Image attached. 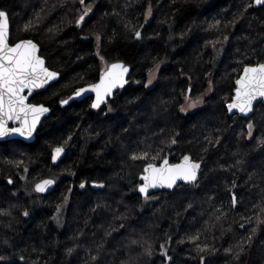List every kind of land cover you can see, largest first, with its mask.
I'll return each instance as SVG.
<instances>
[{
  "label": "trees",
  "instance_id": "obj_1",
  "mask_svg": "<svg viewBox=\"0 0 264 264\" xmlns=\"http://www.w3.org/2000/svg\"><path fill=\"white\" fill-rule=\"evenodd\" d=\"M252 1L0 0L10 42L34 40L59 74L30 99L50 108L35 139L0 141V264H264V103L249 118L226 110L242 68L264 63V6ZM115 61L127 83L98 109L90 97L59 104ZM56 146L66 154L53 165ZM185 154L202 162L195 182L137 192L143 165ZM44 177L55 187L35 192Z\"/></svg>",
  "mask_w": 264,
  "mask_h": 264
},
{
  "label": "snow or ice",
  "instance_id": "obj_2",
  "mask_svg": "<svg viewBox=\"0 0 264 264\" xmlns=\"http://www.w3.org/2000/svg\"><path fill=\"white\" fill-rule=\"evenodd\" d=\"M256 5H264V0H254ZM81 5L85 4V0H79ZM251 5H249L250 7ZM91 11V8H85L83 13L76 20L77 26H79ZM150 14V9H149ZM219 23V22H217ZM7 24L8 15L5 11L0 10V137L7 136L9 134H19L21 136L31 137L40 117L49 111L44 105H35L26 103L27 96L23 95L25 89L31 91L33 88L43 87L49 81L55 79L59 74L55 71L49 70L45 66V61L39 55H37L38 45L32 40H21L14 45H9L7 42ZM29 25H25L28 28ZM136 39L141 38V32L135 31ZM100 37L97 36L99 41ZM228 38L225 36L224 38ZM99 55V53H97ZM103 59V57H101ZM159 67V66H157ZM128 67L122 63L111 64L106 71L101 75L100 81L97 84L91 85L90 88H79L75 91L74 96L80 97L83 93L92 91L95 92L96 99L92 102L91 108L98 109L102 103L105 102V98L109 96L113 89L117 87H123L127 81L125 79L126 73H128ZM152 80L149 79L148 84H151ZM147 87V85H145ZM264 98V63H258L255 66L246 65L243 68L242 74L235 81V96L232 98V102L227 105L228 111L232 112L233 109H237L240 113L247 114L253 109V102L257 98ZM74 97L70 96L68 99H62L60 104L67 105ZM197 101H193L189 104V107H195ZM185 111V109H181ZM9 121L18 122L19 127H8ZM252 124L248 125V135H252ZM172 143H176L173 139ZM264 143V140L261 141ZM64 149L57 147L54 150L52 156L53 161L57 159V156L62 153ZM148 153L144 152L140 155L133 154L131 159H147ZM155 157H153L154 159ZM200 168L198 162L191 161L188 155L183 157V161L179 164H169L167 158L163 160L160 166L152 163H148L143 169L144 174L141 179L144 183L139 185V192L148 198V192L151 188L168 187L172 188L178 180L185 182H195L197 180V170ZM11 183V180H9ZM53 180H43L37 183L35 190L38 192H44L47 186L53 184ZM85 185H80L83 188ZM236 197L233 194L232 204H236ZM25 216L28 212L24 213ZM257 223H264V221L257 220ZM241 228L244 224L240 225ZM256 229H252V234H255ZM251 240V236L248 237ZM136 243V241H133ZM163 247V246H161ZM204 251V249H198ZM69 252L72 249L68 250ZM231 252V249H227ZM243 251V247H240V252ZM240 252H237V257ZM151 254L149 250V255ZM5 257L0 256V260H4ZM23 259V257H21Z\"/></svg>",
  "mask_w": 264,
  "mask_h": 264
},
{
  "label": "water",
  "instance_id": "obj_3",
  "mask_svg": "<svg viewBox=\"0 0 264 264\" xmlns=\"http://www.w3.org/2000/svg\"><path fill=\"white\" fill-rule=\"evenodd\" d=\"M252 4H253V6H254L255 8H258V7L264 6V5H256L255 2H254V0L252 1ZM90 13H91V11H90V12L88 13V15L85 17L84 21L89 17ZM84 21H83L82 23H84ZM82 23H81V24H82ZM81 24L79 25V27L81 26ZM76 25H77V24H76ZM6 34H7V42L9 43V45H14L15 43H17V42H19V41H21V40H32V39H29V38H24V39H20V40L14 42V43H11V42H10V23H9V19H8L7 33H6ZM32 41H33L34 43H36L34 40H32ZM36 44H37V43H36ZM37 45H38V44H37ZM37 55H39L41 58H43V57L40 55V47H39V45H38ZM43 59H44V58H43ZM44 61H45V66H46L49 70L54 71V70L50 69V68L46 65V60H45V59H44ZM113 63H122L124 66L128 67L129 71H128V73H126V75H125V79H126V81H127L128 76H129V72H130V68H129V66H128V65H125L124 62H122V61H115V62H112V63H110L109 65H107V66L104 67L103 71L101 72V74L99 75V77H98V79H97L96 81H94V82H92V83H89V84H86V85H82V86L78 87L77 89L82 88V87H83V88H90L91 85H94V84L99 83L101 75H102V74L106 71V69H107L111 64H113ZM245 66H246V65H245ZM245 66H244V67H245ZM252 66H255V65H252ZM244 67H243V68H244ZM243 68H242V70H241L239 76L242 74ZM55 72H56V71H55ZM58 76H59V75H58ZM58 76H57L55 79L49 81V82H48L47 84H45L43 87L33 88L31 91H29L28 89H25L24 92H23L22 94L25 95V96H27L26 103H29V104H35V105H44V104H42V103H33V102H30V101H29V100H30L29 98H30L31 95H33V94H35V93H37V92H39V91L45 89L50 83H52L53 81L57 80ZM239 76H238L236 79H238ZM235 81H236V80H235ZM120 88H121V87H117V88L113 89L112 93H111L109 96H107V97L105 98V102L107 101L108 98L112 97V96H113V95H114V94H115ZM77 89H76V90H77ZM76 90H75V91H76ZM75 91L70 95V96H73V97H74V98H73L72 100H70V101L81 100V99H83V98L90 97V98H91V104H92V102L96 99L95 92L88 91V92L83 93L80 97H75V96H74ZM233 92H234V93H233L232 98L235 96V88H234V91H233ZM70 96H69V97H70ZM69 97H67L66 99H68ZM232 98H231V100H230L229 102H227V104H226V110H227V113H228L229 115H235V114H236V115H238V116H240V117H242V118H249V117L251 116V114H252L253 109L255 108V106H256L258 103H260V102L264 103V98H259V97H258L257 100L253 102V109H252L251 112H248L247 114H244V113H240L237 109H233L232 112H229V111H228V108H227V105H228L229 103L232 102ZM59 104H60V103H59ZM60 105H61V104H60ZM44 106L47 107V108L49 109V111L46 112V113H44V114L40 117V120H39V122H38V124H37V126H36V128H35V130H34V132H33V134H32L31 137H28V136H21V135H19V134H9V135H7V136L0 137V141H7V140H11V139H17V140H21V141H23V142H31V141H33V140L35 139L36 130H37V128L39 127L41 121H42L43 118L46 117V116L49 114V112H50V108H49V106H47V105H44ZM8 127H10V128H11V127H19V123H18V122H15V123H14V122L9 121V123H8ZM57 147H62V146H56V147H54V148L52 149V151H51V163H52L53 165L57 164V163L60 161V159L63 157V155L65 154V152H66V151H65V148L62 147V148L64 149V151H63L62 153H60V154L57 156V159H56L55 161H53L52 156H53V154H54V150H55ZM185 155H188V156L191 158V161H193V162H198V163L200 164V168L197 170V179H198L199 172H200L201 167H202V162H201V161H197V160H193L192 157H191L189 154H185ZM185 155H183V156H182L177 162H173V163L169 161V156L167 155V156H165V157H164L159 163H152V164H155V165H157V166H160V165L163 163V160H164L165 158L168 159L170 165H171V164H179V163H181V162L183 161V157H184ZM147 164H148V163H146L145 165H143V167H142V169H141V172H140V174H139V176H138L139 183H138V185H137V192H138L141 196H144V197H145V195L139 192V185H140L141 183H144V181L141 179V176L144 174L143 169L147 166ZM48 179L53 180L54 183L51 184V185H49V186H47V188H46V190H45L44 192H38V191L35 190V186H36L37 183H40L41 181H43V180H48ZM180 183L188 184V183H190V182H185V181H183V180H178V181L176 182V184L173 185L172 188H174L176 185H178V184H180ZM55 185H56V180H55L53 177H44V178H42V179H39L38 181H36V182L33 184V189H34V191L37 192V193L47 194V193H49V192L55 187ZM89 185H90V187H92L93 189H98V188H102V187H103V184H102V183H98V182H90ZM172 188H168V187H166V186H165V187L151 188V189H149L148 195H150V194H152V193H155V192L164 191V190H168V191H169V190H171Z\"/></svg>",
  "mask_w": 264,
  "mask_h": 264
},
{
  "label": "rangeland",
  "instance_id": "obj_4",
  "mask_svg": "<svg viewBox=\"0 0 264 264\" xmlns=\"http://www.w3.org/2000/svg\"><path fill=\"white\" fill-rule=\"evenodd\" d=\"M148 17V14H147ZM159 66V67H157ZM162 64L161 63H157L156 65H154L147 73V85L149 87L153 86L156 82L157 79V75H158V71L160 70ZM149 79L152 80L151 84H148ZM208 95V91L206 90L204 93H202L199 96L193 97V98H185L183 104L180 107V111L181 109H185V111H181L183 113H188L191 111H194L198 108H200L201 106H203L204 104V99L205 97ZM193 101H197V103L195 104V107H189V104H191Z\"/></svg>",
  "mask_w": 264,
  "mask_h": 264
},
{
  "label": "flooded vegetation",
  "instance_id": "obj_5",
  "mask_svg": "<svg viewBox=\"0 0 264 264\" xmlns=\"http://www.w3.org/2000/svg\"><path fill=\"white\" fill-rule=\"evenodd\" d=\"M33 95H34V94H33ZM33 95H31L29 99H31V97H32ZM29 101H30V100H29ZM30 102H32V101H30ZM33 103H34V102H33ZM65 154H66V152H65ZM65 154H64V155H65ZM64 155H63V157H64ZM55 180H56V179H55ZM56 182H57V181H56Z\"/></svg>",
  "mask_w": 264,
  "mask_h": 264
},
{
  "label": "bare ground",
  "instance_id": "obj_6",
  "mask_svg": "<svg viewBox=\"0 0 264 264\" xmlns=\"http://www.w3.org/2000/svg\"><path fill=\"white\" fill-rule=\"evenodd\" d=\"M63 147V146H62Z\"/></svg>",
  "mask_w": 264,
  "mask_h": 264
}]
</instances>
